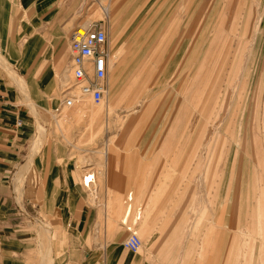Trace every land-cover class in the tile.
Segmentation results:
<instances>
[{"label":"rangeland","instance_id":"374dc122","mask_svg":"<svg viewBox=\"0 0 264 264\" xmlns=\"http://www.w3.org/2000/svg\"><path fill=\"white\" fill-rule=\"evenodd\" d=\"M106 5L94 0L89 21L101 20ZM163 12L165 29L173 15V63L166 32L163 49H142L135 47L140 25L134 17L111 19V62L124 63L111 68L104 101L76 100L83 112L75 120L62 119L71 111L67 107L55 112L72 85L70 71L62 76L68 55L57 70L49 111L40 103L35 110L28 106L34 127L20 157L24 163L31 156L34 163L25 180L0 178V264H66L70 237L61 216L70 210L54 208L55 194L43 192L35 176L53 153L68 154L79 166L91 163L87 172L104 174L107 163L109 170L147 175L151 192L93 194L94 185L88 192L91 203L106 205L108 242L123 238L120 258L126 264H264V0H169ZM151 22L154 28L158 17ZM8 51L0 48V70L16 76L19 65ZM136 77L141 89L127 102L122 92ZM113 87L118 94L111 98ZM105 150L108 161L96 153ZM129 205L133 212L124 224ZM140 207L143 217L135 220ZM128 225L142 240L137 253L124 246ZM208 238L220 249L216 262L200 254Z\"/></svg>","mask_w":264,"mask_h":264},{"label":"crops","instance_id":"0c3cea01","mask_svg":"<svg viewBox=\"0 0 264 264\" xmlns=\"http://www.w3.org/2000/svg\"><path fill=\"white\" fill-rule=\"evenodd\" d=\"M102 1L107 2V13L102 14L101 20L93 22L101 21V25L107 29L109 38L111 19L120 23L123 17H134L135 26L138 23L140 25L139 39H137L138 26L134 31L135 42L140 43L135 47L163 49L164 33L166 32L168 41L171 36L173 63V15L167 21L165 29L163 12L164 4L168 6L169 0ZM93 3L94 0H0V48L9 50L7 56L11 63L19 65L15 72L16 76L9 72L6 75L0 70V91L4 96L0 107V178L13 174L14 179L18 173H22L25 180L30 171L34 159L29 156L22 163L24 158L20 157L21 146L27 142V137L34 127L33 120L29 117L28 106L35 110V106L40 103L44 111H49L46 108L47 104L57 97V70L61 69L63 59L68 55L70 65L72 32L78 26L83 24L89 26L93 23L89 21ZM128 3L132 7L123 9ZM101 7L102 9L106 8L103 5ZM94 11H97V8H94ZM157 17L159 24L152 28L153 26L151 27L148 23H152L151 21H155ZM114 56L115 54L110 60V70L113 66V69H118L119 65L124 63L123 59H121V63L118 62L119 58L118 61L111 62ZM112 63L114 64L111 66ZM68 73L69 69L66 68L62 74L63 78L67 79ZM17 77L22 80H18ZM20 88L25 89L26 93L24 94ZM140 89L141 85L136 77L131 80L129 88L122 92V95L120 92V95L124 96V100L127 102L133 101ZM117 91L113 87L110 91L111 98H114L115 93L118 94ZM26 99L29 102L28 105L25 103ZM81 108V105H73L69 108L70 112L64 113L65 117L61 114L58 115L65 120H75L76 115L83 112ZM107 109L110 112L112 110L110 105H107ZM55 112L60 113L56 110ZM93 120L97 119L93 117ZM37 129L36 138L34 137L32 144L38 140V133L41 129ZM96 153H104L106 161H108L107 150ZM86 159L82 158L81 161H88ZM19 161L21 164L18 168ZM44 161H46L45 168L38 172V176L35 174L36 180L40 179L39 184L43 182V192L55 194L54 208L68 207L70 210L69 213H65L66 216H61L63 223L67 222L70 237L68 250L65 253L66 264H126L120 258L122 250L120 242L123 238L117 235L113 238V243L108 242V233L104 227L106 205L104 206L100 201L96 204L91 203L88 192L91 191L92 185L96 186L92 189V193L95 191V194L97 192L121 194L151 192L152 187L148 184L147 175L142 173L130 175L121 170H109L107 163L104 174L87 172L89 169L85 166L91 163L79 166L76 159L69 157L68 154H46ZM59 161L63 162L59 163ZM79 168H81L80 171ZM80 172H84L83 175ZM86 177L92 179L88 186L84 182ZM93 181L94 183H91ZM27 187L29 192L35 189L31 183H28ZM159 199L160 194L155 195L154 202L152 200L149 207L152 208ZM150 208L149 210H151ZM132 212V205L125 208L122 223H128ZM147 215L149 217L150 211ZM142 217V208H137L135 220L142 219ZM135 220L134 222H136ZM144 226L145 220L141 226L143 231ZM148 227L151 226L148 224ZM148 229L150 230V228ZM149 232L148 234H151ZM143 237L146 240L152 239L146 234ZM207 241L209 242L205 243L200 254L202 256L212 255L211 261L214 262L215 259L216 262L220 249L216 244L211 247L212 238H208Z\"/></svg>","mask_w":264,"mask_h":264},{"label":"built area","instance_id":"2783aa9c","mask_svg":"<svg viewBox=\"0 0 264 264\" xmlns=\"http://www.w3.org/2000/svg\"><path fill=\"white\" fill-rule=\"evenodd\" d=\"M112 56L109 35L101 23L93 22L89 26H78L70 38L69 71L73 78L72 85L63 91V100L55 110L61 112L63 108L73 107L76 100L84 97L92 104L100 105L109 93ZM3 98L0 91V107ZM128 199L131 200L130 195ZM133 225L126 227L130 235L124 246L137 253L142 246V240Z\"/></svg>","mask_w":264,"mask_h":264},{"label":"bare ground","instance_id":"6f19581e","mask_svg":"<svg viewBox=\"0 0 264 264\" xmlns=\"http://www.w3.org/2000/svg\"><path fill=\"white\" fill-rule=\"evenodd\" d=\"M18 78L20 79V81L22 80V78H20V77H18ZM19 79H18V80H19ZM80 99L87 100V98H85V97H84V98H80ZM25 166H26V165H25ZM21 174H22V173H21ZM21 174L18 173V175H16V177L18 178V176H20ZM21 176H22V175H21ZM91 180H92V179H89L88 177H86V178H85V181H84V182H85V185H86V182L89 183ZM93 193L95 194V191H93ZM48 226H49V225H48ZM43 227H44L45 230H47V231H49V232L51 231V230L49 229V227H47V224H46V225H43Z\"/></svg>","mask_w":264,"mask_h":264}]
</instances>
